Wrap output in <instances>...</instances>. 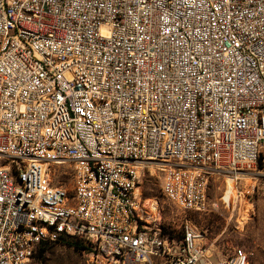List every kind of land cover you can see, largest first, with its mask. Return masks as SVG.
Returning <instances> with one entry per match:
<instances>
[{
    "label": "built area",
    "instance_id": "1",
    "mask_svg": "<svg viewBox=\"0 0 264 264\" xmlns=\"http://www.w3.org/2000/svg\"><path fill=\"white\" fill-rule=\"evenodd\" d=\"M263 145L264 0H0V264L67 238L94 264H248L161 235L138 188L155 167L200 211L206 176L176 163L236 174Z\"/></svg>",
    "mask_w": 264,
    "mask_h": 264
},
{
    "label": "rangeland",
    "instance_id": "2",
    "mask_svg": "<svg viewBox=\"0 0 264 264\" xmlns=\"http://www.w3.org/2000/svg\"><path fill=\"white\" fill-rule=\"evenodd\" d=\"M176 165L205 174L206 204L196 211L183 209L168 200L161 192L162 172L144 168L140 175V195L144 203L157 205L154 220L163 236H182L186 224L192 226L215 258L226 256L235 247L249 254L248 264H264V145L254 168L232 173L226 170ZM53 184L72 192L74 178L69 163L50 167ZM154 264L158 260L153 257ZM30 264H94L87 251L64 242L48 247L42 255H34ZM102 264V263H100ZM137 264H148L140 262Z\"/></svg>",
    "mask_w": 264,
    "mask_h": 264
},
{
    "label": "trees",
    "instance_id": "3",
    "mask_svg": "<svg viewBox=\"0 0 264 264\" xmlns=\"http://www.w3.org/2000/svg\"><path fill=\"white\" fill-rule=\"evenodd\" d=\"M168 237H170V238H176V237H174V236H170V235H168ZM177 239H178V238H177ZM59 242H64V243H66V244H68V245H70V246H72V247H74V248H76V249H79V250H85V249H86V246H85L81 241L76 240V239L67 238V239H63V240H61V241H59ZM56 243H58V242H56ZM56 243H54V244H56ZM54 244H45V245H41V246L38 248L36 254L39 255V256L42 255L43 252H44L48 247H50V246H52V245H54ZM36 254H35V255H36Z\"/></svg>",
    "mask_w": 264,
    "mask_h": 264
}]
</instances>
